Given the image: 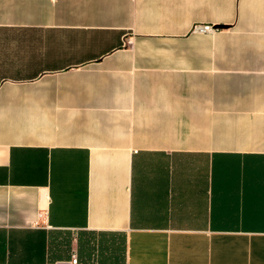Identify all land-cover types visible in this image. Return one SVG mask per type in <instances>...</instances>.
Masks as SVG:
<instances>
[{
  "label": "crops",
  "instance_id": "crops-1",
  "mask_svg": "<svg viewBox=\"0 0 264 264\" xmlns=\"http://www.w3.org/2000/svg\"><path fill=\"white\" fill-rule=\"evenodd\" d=\"M73 253L264 264V0H0V264Z\"/></svg>",
  "mask_w": 264,
  "mask_h": 264
},
{
  "label": "built area",
  "instance_id": "built-area-1",
  "mask_svg": "<svg viewBox=\"0 0 264 264\" xmlns=\"http://www.w3.org/2000/svg\"><path fill=\"white\" fill-rule=\"evenodd\" d=\"M212 26L206 25L203 27V30H211ZM78 256L76 253L72 254V259H71V263L73 264H77L78 263Z\"/></svg>",
  "mask_w": 264,
  "mask_h": 264
}]
</instances>
